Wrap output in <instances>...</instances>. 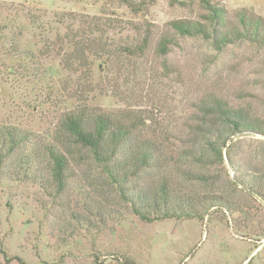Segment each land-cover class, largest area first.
<instances>
[{
    "label": "rangeland",
    "instance_id": "rangeland-1",
    "mask_svg": "<svg viewBox=\"0 0 264 264\" xmlns=\"http://www.w3.org/2000/svg\"><path fill=\"white\" fill-rule=\"evenodd\" d=\"M129 1L139 7L0 0V264H264V202L247 189L264 173V46L216 50L177 35L173 21L205 23L191 0ZM217 3L236 26L240 11L264 23V0ZM163 37L172 44L161 57ZM216 102L257 124L259 135L235 133L226 144L234 168L208 151L198 157ZM83 108L122 120L134 144L154 150L159 167L130 175L125 194L165 182L171 205L217 196L223 207L140 220L63 131L65 116ZM50 149L68 161L62 191L51 182Z\"/></svg>",
    "mask_w": 264,
    "mask_h": 264
},
{
    "label": "trees",
    "instance_id": "trees-1",
    "mask_svg": "<svg viewBox=\"0 0 264 264\" xmlns=\"http://www.w3.org/2000/svg\"><path fill=\"white\" fill-rule=\"evenodd\" d=\"M191 1L195 2L205 12V23L173 21L170 26L177 35L182 37L199 35L207 38L216 50H222L227 45L239 41H249L264 46V23L260 19L248 17L244 11H240L237 13L240 26H236L229 22V14L217 3L218 0ZM123 2L133 11L139 7L129 0H123ZM148 41L149 35H146L142 41V46L139 48L140 52L145 50ZM171 44L172 41L167 37L161 38L157 53L161 57L166 56ZM208 111L214 115L217 123H210L208 130H206L207 136L204 137V147L198 156L200 162L202 160L204 162L207 158L206 152L208 151L212 154L214 161L223 163L226 160L234 168L228 150L229 146L226 144L230 142L235 133L251 132L258 134L257 124L246 122L240 113L224 107L220 102L211 105ZM62 129L80 150L89 154L92 161L107 177L110 185H116L119 188L122 199L132 205L133 213L144 222L169 218L179 220L202 218L209 210L223 207V199L217 196L209 197L199 203L185 199L171 205L169 204L170 192L167 190L165 182L157 192L148 191L143 195L137 194L136 198L125 194L123 188L127 187L130 175H138L143 171L157 168L159 164L153 156L154 150H152L151 145L134 144L132 129L128 128L120 119L105 114H89L83 108L81 111L67 114L62 122ZM7 135L10 138L8 150L14 149L18 144L12 139L11 133ZM133 144L136 147L132 148ZM123 153L127 155L120 157ZM48 156L51 163V182L55 190L62 191L67 185L68 161L65 156L53 149L48 151ZM2 160L3 154L0 148V162ZM247 189L264 202V173L254 178Z\"/></svg>",
    "mask_w": 264,
    "mask_h": 264
}]
</instances>
